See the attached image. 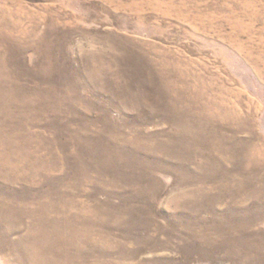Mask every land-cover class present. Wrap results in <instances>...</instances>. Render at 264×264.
<instances>
[{
    "label": "rangeland",
    "instance_id": "rangeland-1",
    "mask_svg": "<svg viewBox=\"0 0 264 264\" xmlns=\"http://www.w3.org/2000/svg\"><path fill=\"white\" fill-rule=\"evenodd\" d=\"M0 264H264V0H0Z\"/></svg>",
    "mask_w": 264,
    "mask_h": 264
}]
</instances>
